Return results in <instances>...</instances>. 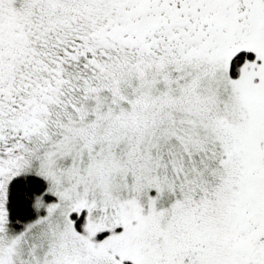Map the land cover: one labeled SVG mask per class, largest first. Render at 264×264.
Instances as JSON below:
<instances>
[{
  "label": "snow or ice",
  "instance_id": "6c2138e0",
  "mask_svg": "<svg viewBox=\"0 0 264 264\" xmlns=\"http://www.w3.org/2000/svg\"><path fill=\"white\" fill-rule=\"evenodd\" d=\"M0 264H264V0H0Z\"/></svg>",
  "mask_w": 264,
  "mask_h": 264
}]
</instances>
